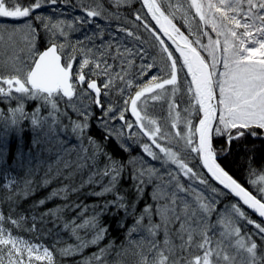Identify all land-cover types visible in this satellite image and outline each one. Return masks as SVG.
I'll return each instance as SVG.
<instances>
[{
  "label": "snow or ice",
  "instance_id": "6c2138e0",
  "mask_svg": "<svg viewBox=\"0 0 264 264\" xmlns=\"http://www.w3.org/2000/svg\"><path fill=\"white\" fill-rule=\"evenodd\" d=\"M61 2L67 3V0H27V3L23 0H0V18L22 21V23L13 24L11 27L0 24V38L5 32L9 34L10 38L17 34H23L29 48L27 63L20 61L18 66L14 64V74L0 75V100L17 101V106L10 109L13 126L22 119H30L33 126H40L45 119H50L52 124H57L62 115H67L66 111L62 112L60 109V103L63 101L65 107H71L78 113V116L83 118L71 121L70 124L72 132L83 137L86 131H90L88 120L91 113L82 106H78L76 101H82L84 98L91 99L89 92L91 90L95 93L92 102L100 108L103 114L100 118L99 128L105 133L104 139L109 140L113 135V130L109 127L107 120L115 119V116L111 107L107 109L104 107L100 98L101 87L95 80L88 79L87 73L83 71L92 61L85 58L80 63L79 69H74L77 59L76 46L57 42L60 36L67 38L64 22L52 23L50 18L44 17L39 11L45 6L58 5ZM124 2L127 3L128 0H124ZM184 2L189 5L190 9H194L195 16L199 17L200 22L195 29L189 25L187 35L173 22L175 12L166 14L156 0H143L147 14H150L151 20L155 22L154 26L147 22L140 11L136 12L135 20L140 22L143 29L158 42L163 53H166L165 67L166 69L170 68V71L167 78L161 79L153 76L148 83L139 87L134 95L125 100V105L130 107V111L135 117L134 122L126 120L123 112L120 113L119 119L124 122L127 129L138 128L139 133L151 142V144H142L143 151L148 156L154 160H163L166 164L175 165L185 177L198 180L200 184L210 189L213 197L205 198L197 195L196 206L185 205L183 217L180 214H175L165 220V247L162 249L153 244L152 258L149 259L142 255L140 264H237L241 252L247 253L243 264H264V221L253 220L243 207L246 205L259 217L264 218V172L251 167V161L255 159L254 156L251 157L249 183L255 186L258 198L257 194L246 190L218 162L221 154L224 156L230 154L233 141L240 140L245 136L264 139V0H184ZM85 11L86 17L95 18L102 14L96 8H86ZM176 11L179 12L181 9L177 8ZM183 18L185 23L189 24L187 11L183 12ZM81 22H84L83 18H81ZM40 25H43L46 32L51 33V37L42 51L37 47ZM200 25L211 26L218 38L213 40L209 37L208 43L203 44L201 37L208 36V33ZM67 27L70 28L71 25H67ZM121 31H126L130 37L135 35L128 29H121ZM221 36H223V41L219 39ZM163 37H167L171 44L169 45ZM135 38L140 39L139 36ZM173 46L174 51L172 50ZM68 48L73 50L72 53L66 51ZM202 52H206L207 57L202 55ZM218 65L222 70L218 69ZM110 67L105 62L101 69L100 63H95V68L101 69L105 74H108ZM148 67L151 68L152 65H148ZM92 71L95 72V70ZM182 73L183 77H181ZM117 76L119 77V74ZM188 77L191 79L188 80ZM119 78L125 79V77ZM178 79H182V83L187 85L189 107L184 109L185 113L188 117H191L193 113L197 116L202 114V118H199L198 123H194L190 118L185 119L187 132L180 130L175 133V138H178L177 143L183 141L184 156L195 154L193 158H198L202 162L203 168L210 174L211 180L217 182L222 188L216 187L208 179L198 174L193 167L189 166L187 160L173 151L171 147L162 145L160 140H168L169 134L162 131L155 119L149 118L146 112L142 115L139 110L138 102L144 98V103H146L149 98L146 94H151L150 99L156 101L161 98L162 93L167 91L166 86H172L173 94L179 91ZM112 80L113 77L109 76V81L103 85V88L108 89ZM126 82L129 87L133 86L131 80ZM216 89H218V98L214 94ZM156 90H160V92L158 93ZM103 94L107 95V92ZM27 100L38 102L31 116L24 108V103ZM169 107L170 111L175 110V103L170 104ZM43 109L48 110L47 118L40 116ZM104 117H107V120ZM178 119L179 113H177ZM171 127L177 128L176 120L173 121ZM115 134L119 137L123 135V132L119 131ZM132 134L134 133H130V135ZM215 137L225 138L226 146L219 151L214 147ZM88 142L93 147L94 154L105 155L110 161L103 171L104 176L111 177L109 184L104 187L103 192L95 193V195L111 193L116 189V182L121 175L123 165L112 160V157L104 151L103 146L93 137L89 136ZM153 146L163 154V157L153 150ZM120 147L125 148L122 143ZM9 150L8 147L0 143V158L4 157ZM153 172L155 169L144 168L134 172L133 180L140 181L135 186L137 194L143 190L141 187V184L144 183L142 178ZM253 176L256 178L253 179ZM176 187L180 191H185L184 186L178 180ZM52 195L56 196L58 193L54 192ZM229 195H234L239 200L232 203L231 211L222 214L217 222L223 228L221 236L229 239L234 237L235 244L224 245L221 243L213 248L208 235L207 217L218 211L216 198ZM240 201H242V205ZM109 208H115L117 212L122 210L127 214L129 204L117 192L114 199L107 202L103 211L106 212ZM150 210L151 206L145 207L144 212L135 220L134 226L129 229V236L137 230L136 226L141 224ZM168 211L174 212L175 210L165 209V214ZM5 219L0 214V224ZM8 219L14 225L19 224L18 220H12L10 217ZM173 221L180 222V227L177 230V235L182 242L179 246L180 251L190 253L191 249L195 247L202 251V255H192L190 259L184 256L173 259L175 246L169 247L171 242L167 239V224ZM241 221L253 225L256 231L242 235L240 227L236 226ZM124 226V224L120 225V227ZM159 227L160 225L150 224L147 230L150 234L155 235ZM77 229H91L95 233L91 241H82V246H86L88 243H99L108 231L107 227L99 223L95 215L84 219L81 224L74 225V234ZM5 231L3 227H0V253H4L6 250L8 264H24L23 260L13 259V256L23 255V251H27L29 264L33 258L36 261L46 260L48 264H54L52 250L45 247L42 254H36L33 257V253H38L35 246L11 235L6 236ZM196 235L201 236L199 243L195 240ZM253 236H258L260 243L253 239ZM21 245L24 246L23 251ZM233 247L235 254H230L228 249ZM78 249L79 246L77 249H61L60 254L72 255ZM104 251L101 249V252ZM93 259L100 261L101 256L96 255ZM0 264H4L2 255H0Z\"/></svg>",
  "mask_w": 264,
  "mask_h": 264
},
{
  "label": "trees",
  "instance_id": "16d2710c",
  "mask_svg": "<svg viewBox=\"0 0 264 264\" xmlns=\"http://www.w3.org/2000/svg\"><path fill=\"white\" fill-rule=\"evenodd\" d=\"M23 2L27 3V0ZM156 2L166 14L175 12L173 22L186 35L189 33V25L195 29L200 24L194 9H190L184 0H156ZM86 8H96L102 14L95 18L86 17ZM177 8L181 11L177 12ZM48 10H60L65 18L75 20V24H71L72 33L67 35V38L64 36L58 38L57 42L76 46L77 59L74 69H79L80 63L85 58L92 61L83 71L87 73L88 79L95 80L101 87L100 98L104 107L113 109L115 119L107 120V117H104L113 130V135L109 140L104 139L105 133L99 128L103 114L100 108L92 102L95 94L90 90L91 99L84 98L82 101H76L78 106H82L91 113L88 120L90 131H86L83 137L74 134L70 126L71 121L83 118L78 116V113L71 107H65L63 101L60 103V109L62 112L66 111L67 115H62L59 123L52 124L50 119H45L40 126H33L30 119H22L13 126L10 109L17 106V101L0 100V143L10 149L4 157L0 158V214L6 218L0 227L6 230V236L11 235L35 246L38 253H33V257L36 254H42L45 247L52 250L54 264H89V261L91 264H140L142 255L149 259L152 258L153 244L162 249L165 247V220L175 214L183 217L185 205L196 206L197 195L205 198L213 197L210 189L200 184L198 180L191 179L190 184H187V181L182 182L180 176L183 174L175 165L166 164L163 160H154L148 156L143 151V141L133 146L134 148L129 145L130 149L125 150L120 147L121 143L118 141L120 136L117 137L115 134L122 131L125 135L127 131L124 122L119 119L121 112L124 113L126 120L131 121L130 107L125 105V100L134 95L135 91L148 83L153 76L161 79L167 78L169 71H166L165 67L166 53H163L158 42L143 29L140 22L135 20L136 12L140 11L147 22L153 26L139 0H128V3L123 5L114 3L112 0H67V3L45 6L39 11ZM184 11L188 12L189 24H186L183 18ZM81 18L84 22H81ZM0 21H2L1 18ZM41 26H39L37 47L42 51L49 40L46 39ZM200 27L208 33V36L201 37L203 44H207L209 37L213 40L218 38L211 26L200 25ZM121 29L131 30L135 35L130 37L126 31H121ZM136 36L140 39H136ZM219 39L223 41V36ZM66 51L72 53L73 50L68 48ZM202 55L206 57L204 52ZM27 62L28 60H25V63ZM96 62L100 63L101 69L105 62L110 65L108 74L101 69H96ZM148 65L152 67L149 68ZM8 71L13 72V68ZM186 71L185 69L184 72ZM117 74L125 79H120ZM109 76L113 77L112 84L108 89H104L103 85L108 83ZM187 79L189 80V77ZM127 80H131L133 86L129 87ZM184 86L187 90V85ZM84 87L86 88V85ZM215 91L217 95V89ZM104 92H107V95H104ZM37 103L32 100L25 101L24 108L29 116L33 114ZM40 116L47 118L48 110H41ZM199 118L200 116L195 114L193 122H198ZM89 136L103 146L104 151L112 157V160L123 165L115 191L104 193L101 196L95 193L103 192L104 187L109 184L111 177L104 176L103 171L110 161L105 155L94 154V149L88 142ZM213 143L217 151L226 146L225 138L222 137H215ZM158 154L163 157L162 153L158 152ZM178 155L182 156V153ZM194 156L195 154L188 156L189 166L218 187L205 175L199 159H194ZM253 156L255 159L251 161V167L264 172V139L245 136L233 141L230 154L227 156L221 154L218 162L243 187L257 194L255 186L249 183L250 158ZM153 164L159 165L161 171L165 170L161 179H164L167 185V197L162 201L153 197L154 180L159 173L153 172L142 178L143 190L139 194L135 186L140 181L132 178L134 172L141 168L153 169ZM151 178V182H148ZM177 180L184 186L185 191L178 190ZM172 189H176L177 192L175 201L170 199ZM196 189L198 193H195ZM54 192L58 195L53 196ZM117 192L129 204L127 214L122 210L117 212L115 208L103 211L107 202L112 201ZM180 196L183 197L182 202L176 203ZM216 199L218 200L216 204L218 211L207 217L211 247L215 248L221 243L234 245V237L229 239L221 236L223 228L217 221L221 214L228 212L227 207H231V204L237 201L231 195ZM171 203L177 209L174 214L172 211L165 214V206ZM146 206H151L150 213L145 215L141 224L136 226L137 230L129 236V229L134 226L135 220L144 212ZM245 210L253 220L261 222L247 209ZM94 215L102 226L107 227V234L97 244L88 243L82 246V241H91L95 233L91 229H77L74 234L73 226L81 224L84 219ZM9 217L12 220H18L19 224H12ZM121 224L125 226L120 227ZM150 224L160 225L155 235L147 230ZM236 226L240 227L242 235L256 231L254 226L247 224L246 221H241ZM179 227L180 222L178 221L167 224V239L171 242L169 247L175 246L173 259L179 256L190 259L192 255H202V251L195 247L190 253L180 251L179 246L182 242L177 235ZM185 239H187L186 236ZM253 239L260 243L258 236H253ZM195 240L199 243L201 236L196 235ZM78 246V251L72 255L60 254L61 249H77ZM20 247L23 251L24 246ZM101 249L105 251L101 252ZM228 251L230 254H235L234 247ZM0 255L3 257L4 264H8L6 250ZM96 255L101 256L100 261L93 259ZM246 257L247 253L241 252L237 264H243ZM13 259H20L24 261V264H29L27 251H23V255L13 256ZM31 264H48V262L46 260L36 261L33 258Z\"/></svg>",
  "mask_w": 264,
  "mask_h": 264
},
{
  "label": "rangeland",
  "instance_id": "374dc122",
  "mask_svg": "<svg viewBox=\"0 0 264 264\" xmlns=\"http://www.w3.org/2000/svg\"><path fill=\"white\" fill-rule=\"evenodd\" d=\"M112 1L114 3L116 2L117 4H122V5L126 4L124 0H119L121 3L118 2V0L117 1L112 0ZM40 13L44 17L50 18L52 23L63 21L65 24L64 30L66 31L67 35L69 36L72 33L71 32L72 26L69 28L67 27V25H71L73 23L75 24V20H70V19L65 18L62 15V12L60 10H53V11L48 10L46 12L42 11ZM1 20L2 21H0V24H3L8 27H11L13 24L22 23V21H11L8 18H1ZM41 28L44 30L43 25L41 26ZM44 34L46 35V39L49 40V38L51 37V33L46 32L44 30ZM61 37L62 36H60L59 38ZM204 53L207 57V53L206 52ZM25 60L29 61V48H28L26 41L23 38V34H17L10 38L9 34L5 32L2 38H0V75L14 74V72H10L8 70H11L14 64L18 66L20 61L25 62ZM168 64H170V62H168ZM4 68H6V70H4ZM218 69L222 70L220 65H218ZM166 71H170V68H168ZM178 84L180 85V90L177 91L175 94H173L172 92V86H169L167 87V91L161 94L160 99L153 101L150 99V96H151L150 95L146 103H144V99L142 98L143 100L138 102V105H140L139 110L141 111L142 115H144L146 112L149 118L155 119L157 121V125L161 127L163 132L169 134V139L168 140L161 139L160 143L164 146L171 147L173 151H176L178 154L182 153V157L185 160H188L189 157L184 156V151H185L184 142L180 141V143L178 144L177 143L178 138H175V133L180 130H183L186 133L187 126L184 123V120L188 118L193 120V116L195 115V113H193L191 117H188L187 113H185L184 109L189 107V97L187 95L186 87L184 86L185 84L182 83V79H178ZM157 92L159 93L160 90H157ZM148 95L149 94H146V96ZM217 95H218V89H217ZM172 103H175V110L170 111L169 105ZM129 112L131 116L130 117L131 122H134L135 117L132 115L130 109H129ZM177 113H179L178 120H177ZM128 120L130 121V119ZM174 120L177 121V128L175 129L171 127ZM130 133H134V134L130 135ZM118 141L125 146V149H130L129 145H131V147L133 146L135 147V145L139 144L140 141L151 144V142L147 140V137H144L142 134L139 133V129L136 127H133V129H127L125 135L120 136ZM153 150L156 151L155 148H153ZM156 152L158 154L159 150L157 149ZM150 162H153V161L150 160ZM153 169H155V172L159 174H157L156 179L154 180L155 192H154V195L153 194L152 195L154 198H157V200L162 201V200H165L167 197L166 196L167 195V185L165 183V180L161 179V175H164L165 170L161 171L159 169V165H155V164H153ZM180 179L182 180V182L187 181V184H190V182L192 181L189 177H185V176L183 177V175L180 176ZM151 180L152 178L148 180V182H151ZM195 193H198L197 189L195 190ZM171 194L172 195L170 199L175 201V198H176L175 196L177 194L176 189H172ZM182 199L183 197L180 196L179 199L176 200V203L182 202ZM165 209L176 210L177 208H175V206H173L171 203L170 205L165 206ZM227 211H231L230 206L227 207ZM172 213L174 214V212Z\"/></svg>",
  "mask_w": 264,
  "mask_h": 264
},
{
  "label": "water",
  "instance_id": "95a60500",
  "mask_svg": "<svg viewBox=\"0 0 264 264\" xmlns=\"http://www.w3.org/2000/svg\"><path fill=\"white\" fill-rule=\"evenodd\" d=\"M140 1V3H141V5H142V7H143V9H144V11H145V13H146V15L148 16V18H149V20L151 21V23L153 24V26L155 25V22L154 21H152L151 20V16H150V14H147V8H145L144 6H143V0H139ZM157 31H158V29H157ZM161 36H163V34L161 33ZM165 40H166V42L170 45L171 44V41H168L167 40V37H163ZM44 50V49H43ZM172 50L174 51V46L172 47ZM176 55H178V53H176ZM191 79V77H189V80ZM91 91V90H90ZM94 93V92H93ZM95 94V93H94ZM215 95H216V92L214 93ZM200 118H202V114H200ZM198 123V122H197ZM215 123V122H214ZM200 164H201V168H202V170H203V172L205 173V175L211 180V177H210V174H208L207 173V170L206 169H204L203 168V165H202V162L200 161ZM212 181V180H211ZM214 184H216L218 187H220V188H222V186H220V185H218V183L217 182H215V181H212ZM247 190V189H246ZM226 191V190H225ZM236 201H238L239 200V198L238 197H235L234 195H231ZM240 204L242 205V201H240ZM245 209H247L251 214H253L257 219H259L260 221H264V218H261V217H259V215L258 214H256L252 209H248L247 208V206L246 205H244L243 206Z\"/></svg>",
  "mask_w": 264,
  "mask_h": 264
},
{
  "label": "bare ground",
  "instance_id": "6f19581e",
  "mask_svg": "<svg viewBox=\"0 0 264 264\" xmlns=\"http://www.w3.org/2000/svg\"><path fill=\"white\" fill-rule=\"evenodd\" d=\"M120 2V1H119Z\"/></svg>",
  "mask_w": 264,
  "mask_h": 264
}]
</instances>
